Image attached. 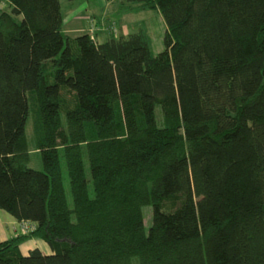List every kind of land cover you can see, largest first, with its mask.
Returning a JSON list of instances; mask_svg holds the SVG:
<instances>
[{
  "label": "trees",
  "instance_id": "1",
  "mask_svg": "<svg viewBox=\"0 0 264 264\" xmlns=\"http://www.w3.org/2000/svg\"><path fill=\"white\" fill-rule=\"evenodd\" d=\"M5 1L0 211L33 228L0 264H264V0H125L161 16L155 57L139 32L65 36L60 0Z\"/></svg>",
  "mask_w": 264,
  "mask_h": 264
},
{
  "label": "rangeland",
  "instance_id": "2",
  "mask_svg": "<svg viewBox=\"0 0 264 264\" xmlns=\"http://www.w3.org/2000/svg\"><path fill=\"white\" fill-rule=\"evenodd\" d=\"M95 1L94 8L92 11L87 10V12L82 8L84 6V0H78L74 5H68L65 0H60L61 9L63 13L64 20L62 21V27L67 22L66 18L69 13L77 10L78 12L82 10L81 19L84 20L85 28L80 29L79 34H87L95 42L101 37L102 39H107L108 37L116 38L121 36H127L131 33H141L147 42L148 50L151 57H155L160 54L163 49V38L165 34V25L161 16L155 11H137L136 5H132L133 9H125L129 7L125 0H89ZM10 7L5 0H0V14L9 13ZM101 34V35H100ZM105 37V38H104ZM100 41V39H99ZM98 41V42H99ZM97 44H102L98 43ZM102 42V41H100ZM34 115L32 114L29 118L26 127V137L28 142V152H29V163L28 168L42 171L41 159L39 152L35 150V134H34ZM85 164L86 177L88 180V190L90 195H92L91 178L89 173V167L86 157H83ZM60 166L62 170L63 184L65 188L66 199L68 204L71 206L72 200L70 197L68 178L66 173L65 164L63 159H60ZM144 217V226L147 230L151 224V209L149 207H144L142 209ZM5 215V212H4ZM12 235L14 238L22 234L24 230L29 228L27 225L11 222L9 223ZM46 247L41 240L30 238L19 243L18 248L20 253L33 249L34 247ZM47 249V247H46ZM43 250V249H42ZM47 251V250H46Z\"/></svg>",
  "mask_w": 264,
  "mask_h": 264
},
{
  "label": "crops",
  "instance_id": "3",
  "mask_svg": "<svg viewBox=\"0 0 264 264\" xmlns=\"http://www.w3.org/2000/svg\"><path fill=\"white\" fill-rule=\"evenodd\" d=\"M94 2L95 1L84 0V6L82 5L81 9H83V11L85 10L86 12H87V10L92 11L94 8ZM82 13H83L82 10L79 12L77 10H75V11H72L71 13H69L68 17L66 18L67 22H64L65 24L62 27V32L65 36H67L69 38H75V37L80 35L78 31H80V29L85 28V23L83 22L84 20H82L80 17V16H82L81 15ZM63 20H64V18H63ZM110 38L111 37H108L107 39H102L100 37L99 39L102 42H100L99 39H98L99 42L98 41L97 42L98 43H104ZM12 221L16 223V221L13 220L9 215H7L6 213L4 215V212L0 211V242H5L7 240L14 238L15 235H12L11 229L9 227V225H10L9 223H11ZM36 248L39 249L43 254H49L48 248L46 249V247H44V246L42 248L34 247L33 249H36ZM33 249L25 251L24 253L21 252V254L26 256Z\"/></svg>",
  "mask_w": 264,
  "mask_h": 264
},
{
  "label": "built area",
  "instance_id": "4",
  "mask_svg": "<svg viewBox=\"0 0 264 264\" xmlns=\"http://www.w3.org/2000/svg\"><path fill=\"white\" fill-rule=\"evenodd\" d=\"M22 224H25V225H27V226L29 227V228H27V230H24L22 234H25V233L31 231L32 228H33V227H32L31 225H29L28 223H22Z\"/></svg>",
  "mask_w": 264,
  "mask_h": 264
}]
</instances>
